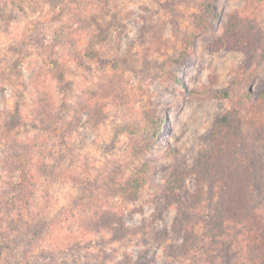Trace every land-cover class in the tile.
I'll return each mask as SVG.
<instances>
[{
	"label": "rangeland",
	"instance_id": "1",
	"mask_svg": "<svg viewBox=\"0 0 264 264\" xmlns=\"http://www.w3.org/2000/svg\"><path fill=\"white\" fill-rule=\"evenodd\" d=\"M200 1L0 0V264L23 256L33 238L34 226L17 227L22 206L12 204L15 191L9 196L3 192L11 189L7 186L10 181L19 180V169L14 171L16 165L8 155L24 140L36 137L45 146L34 150L32 163L27 165L34 168L37 181L30 212L36 215L42 209L55 226L32 260L166 264L173 258V264H185L170 249L182 238L173 230L177 208L165 201L159 184L179 158L183 157L188 165L195 161L209 145L211 129L220 115L231 106L228 98H199L192 91L222 89L232 82L246 59L244 51L224 46L211 50L209 42L222 34L230 13L246 7L250 0H212L219 13L214 26L196 38L183 61L167 67L177 81L152 78L144 65L176 54L177 34L190 27ZM254 20L263 34V43L243 86L255 97L264 89V3ZM91 35L100 39L91 55L80 63ZM56 68L64 72L63 83L51 74ZM36 86L41 96L44 92L51 96L57 110L71 107L66 120L78 101L93 104V112L90 115L83 110L78 128L63 137L58 128H41L32 115L38 97ZM107 86L114 87L116 95H101ZM142 105L165 119L155 144L142 156L154 167L152 182L146 183L134 199L98 201L104 206L122 202L124 224L141 229L119 241H113L106 232L84 233L82 215H73L76 209L67 219L63 213L86 196V186L54 179L53 167L51 173L39 167L57 164L62 155L63 166L71 164L83 174L104 175L120 165V173L128 176L138 164L123 151L128 114L140 117ZM242 114L246 120L248 113ZM197 188L194 176L189 175L179 190L193 193ZM216 188L211 193L202 185L196 214L213 212Z\"/></svg>",
	"mask_w": 264,
	"mask_h": 264
},
{
	"label": "trees",
	"instance_id": "2",
	"mask_svg": "<svg viewBox=\"0 0 264 264\" xmlns=\"http://www.w3.org/2000/svg\"><path fill=\"white\" fill-rule=\"evenodd\" d=\"M262 3L264 0H250L246 7L230 13L222 34L209 42L211 50L222 46L241 49L246 59L228 87L203 88L192 93L199 98H228L231 106L220 115L211 129L209 145L195 161L188 165L183 157L179 158L166 179L159 184L165 201L177 208L178 216L173 230L181 234L182 238L177 244L171 245L170 249L185 264H264V89L254 97L243 86L263 43V34L254 20ZM198 7L197 12L191 16L190 27L177 34L176 54L169 55L160 62L145 63L144 71L150 77L160 76L177 81L167 67L173 62L183 61L190 54L196 38L212 28L214 20L219 17L212 0H201ZM99 39V36L91 35L90 46L85 49L83 57H79L80 63L91 55V50ZM51 74L59 82L65 81L62 69H53ZM38 88L35 87L38 97L32 115L41 123V128L60 129L61 137L78 128L83 110H88L90 115L93 112V104L89 106L86 100L78 101L77 106L72 107L70 118L66 120L71 107L57 110L52 104L51 96L47 92L41 96ZM113 88H103L101 95H116ZM141 108L140 117L128 114V137L123 151L138 162L128 176L120 173V165L104 175L83 174L71 164L63 166V160H60L62 155L58 156L57 164L49 166L44 163L39 167L44 173H51L49 169L53 167L54 179L81 182L86 186V196L78 199L74 208L64 209L63 213L64 219H67L76 209L73 215H82L80 217L84 233L106 232L113 241H119L141 229V226L124 224L125 207L122 202L116 201V204L106 206L98 202L103 198L134 199L146 183L152 182L154 167L149 159H143L142 156L155 144L165 119L149 106L142 105ZM244 111L248 113L246 120H243ZM42 146L45 143L41 138H28L21 142L14 153L10 152L8 155L9 160H13L16 165L14 171L19 169V180L16 183L10 181L7 186L11 189H6L3 193L9 196L10 192L15 191L11 197V200H15L12 204L22 206L17 227L27 229L34 226L35 229L25 254L13 262L6 261V264H59L50 260H32L41 242L55 226V221L48 220V214L42 209L36 215L30 212L37 181L34 168L27 165L32 163L34 150ZM189 175L194 176L198 188L193 193L187 190L180 192L179 189ZM202 185H206L211 193L217 187L214 210L209 215L196 214ZM7 247L8 244L1 249ZM172 259L169 258L166 264H173ZM235 259H239V262H235Z\"/></svg>",
	"mask_w": 264,
	"mask_h": 264
}]
</instances>
